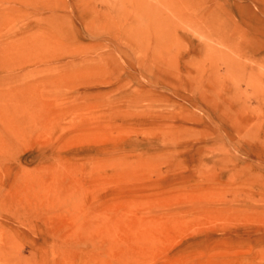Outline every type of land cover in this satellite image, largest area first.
<instances>
[{
    "label": "rangeland",
    "instance_id": "obj_1",
    "mask_svg": "<svg viewBox=\"0 0 264 264\" xmlns=\"http://www.w3.org/2000/svg\"><path fill=\"white\" fill-rule=\"evenodd\" d=\"M0 264H264V0H0Z\"/></svg>",
    "mask_w": 264,
    "mask_h": 264
}]
</instances>
